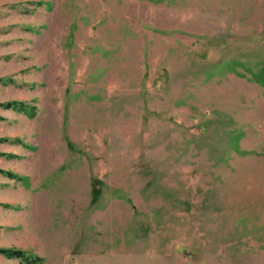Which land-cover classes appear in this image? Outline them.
Here are the masks:
<instances>
[{"label": "rangeland", "instance_id": "374dc122", "mask_svg": "<svg viewBox=\"0 0 264 264\" xmlns=\"http://www.w3.org/2000/svg\"><path fill=\"white\" fill-rule=\"evenodd\" d=\"M5 101L0 247L264 264V0H0Z\"/></svg>", "mask_w": 264, "mask_h": 264}, {"label": "trees", "instance_id": "16d2710c", "mask_svg": "<svg viewBox=\"0 0 264 264\" xmlns=\"http://www.w3.org/2000/svg\"><path fill=\"white\" fill-rule=\"evenodd\" d=\"M0 107L4 109L23 110L27 113H30V108H28L22 102H18V101L0 102ZM0 172H5V171L0 168ZM5 173H8V175L11 177L16 176V174H13V172L11 171ZM0 255H5L10 258H17L21 262L26 264H40L43 261V258L41 256L28 254L26 251L17 248L0 247Z\"/></svg>", "mask_w": 264, "mask_h": 264}]
</instances>
